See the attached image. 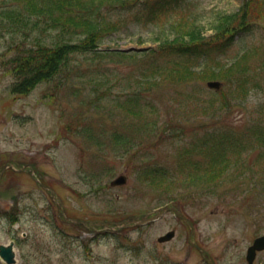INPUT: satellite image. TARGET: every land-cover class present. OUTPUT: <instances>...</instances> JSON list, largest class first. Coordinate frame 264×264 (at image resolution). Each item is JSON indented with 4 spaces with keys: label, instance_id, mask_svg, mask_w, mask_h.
Listing matches in <instances>:
<instances>
[{
    "label": "rangeland",
    "instance_id": "obj_1",
    "mask_svg": "<svg viewBox=\"0 0 264 264\" xmlns=\"http://www.w3.org/2000/svg\"><path fill=\"white\" fill-rule=\"evenodd\" d=\"M196 1L189 8L209 37L215 33L216 15L238 11L246 0ZM247 8L252 29L238 34L224 57L233 59L245 46L251 52L247 61L255 67L263 53L254 51L258 45L264 48V0H249ZM154 31L157 27L150 23L130 22L107 35L100 47L116 49L129 43L153 47L158 43ZM7 43V35H0V243L14 241V264H248L247 246L264 234V159L255 150L247 157L253 164L249 177L242 172L239 181L230 174L214 187V195L199 199L192 196H198L200 189L206 194L207 181L179 180L172 173L173 181L148 185L138 174L140 168L152 165L175 172L178 157H183L178 155L180 149L196 134L214 126L240 129L264 117V72L256 75L261 86L249 89L244 101L236 98L234 104L227 96L231 105L219 116L212 118V109L208 115L187 113L182 129L162 125L153 129L151 137L130 133L127 143L115 144L109 141L114 129L123 126L124 131L128 127L123 124L131 121H126L114 100L101 111L85 104L92 95L91 86L76 73L66 71L69 74L38 83L24 94L11 92L14 76L6 64L11 55ZM104 63L111 67L102 63L111 71L106 76L120 85L125 82L122 75L128 81L136 64L123 58ZM83 65L89 64L83 61ZM84 75V80L91 77ZM206 89L209 95L218 92ZM119 91L113 87L109 92L114 97ZM160 107L166 115L172 113L168 103L160 102ZM137 142L140 148L119 154ZM121 173L127 181L111 185ZM58 202L68 217L107 220L111 227L64 219ZM164 202H171L190 224L169 210L146 223L116 224L131 216L141 217ZM170 229L175 230L172 239L157 240ZM0 264L6 263L0 259ZM252 264H264V250Z\"/></svg>",
    "mask_w": 264,
    "mask_h": 264
},
{
    "label": "trees",
    "instance_id": "obj_2",
    "mask_svg": "<svg viewBox=\"0 0 264 264\" xmlns=\"http://www.w3.org/2000/svg\"><path fill=\"white\" fill-rule=\"evenodd\" d=\"M195 2L198 1L0 0V35L6 34L9 40L7 50L11 55L6 64L14 76L10 90L24 94L38 83L69 74L66 71L76 73L77 78L91 86L92 95L85 104L91 103L101 111L107 108V102L114 100L119 112L127 117L126 121H131L123 124L127 125V130L122 131L123 126L114 129L109 141L115 144L126 141L130 133H145L151 137L153 129L162 125L182 129L189 113L208 115L207 110L212 109V118L219 116L231 105L227 96L234 99L235 104L236 98L244 101L249 89L261 86L256 75L264 72V48L258 45L254 51L263 53L255 67L247 61L251 52L245 46L233 59L224 57L236 36L252 29V22L247 18L249 0L238 11L218 13L213 24L215 33L209 37L203 34L202 25L194 18V10L189 8ZM236 20L238 25L234 24ZM130 22L156 26L157 45L129 52L100 47L107 35ZM118 58L136 62L128 81L122 75L124 85L115 84L114 79L106 76L111 71L103 67L111 69L104 62L114 63ZM83 61L89 65H83ZM84 74L91 77L84 80L81 78ZM213 78L224 80L225 87L216 94L211 93L212 96L205 82ZM113 87L120 90L118 96L111 97L109 91ZM160 102L171 105L170 115L161 110ZM109 109L112 110L110 106ZM133 147L141 145L139 142L132 147L129 145L119 154H129ZM254 150L264 159L262 115L240 129L230 125L214 126L196 134L180 149L178 155L183 157H178L175 172L169 167L152 165L140 168L143 170L138 175L148 185L173 181L172 173H176L179 180L207 181L206 194L200 189L198 196H192L199 199L214 195V187L230 174L239 181L246 175L249 177L253 164L248 163L247 157Z\"/></svg>",
    "mask_w": 264,
    "mask_h": 264
},
{
    "label": "water",
    "instance_id": "obj_3",
    "mask_svg": "<svg viewBox=\"0 0 264 264\" xmlns=\"http://www.w3.org/2000/svg\"><path fill=\"white\" fill-rule=\"evenodd\" d=\"M129 49L140 50L143 48L138 47V46H131V47L125 48V50H129ZM207 85L210 87L219 88L220 81L209 80L207 82ZM125 181H126V176L124 174H120L116 178L111 180L110 184L111 185L123 184L125 183ZM166 208L168 207L167 206L162 207V209H166ZM160 210L161 209H158V211ZM173 234H174V231L169 230L165 234L158 237V240L162 241V240L170 239L173 236ZM13 244H14L13 241H8L6 243H0V258H2L8 264L14 263L16 261ZM262 249H264V235L256 237L254 241L252 242V244L248 246L247 251H246V259L248 263H252L256 256V251L262 250Z\"/></svg>",
    "mask_w": 264,
    "mask_h": 264
}]
</instances>
